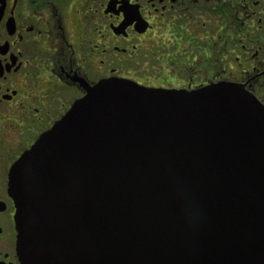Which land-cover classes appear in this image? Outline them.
<instances>
[{
    "label": "water",
    "instance_id": "1",
    "mask_svg": "<svg viewBox=\"0 0 264 264\" xmlns=\"http://www.w3.org/2000/svg\"><path fill=\"white\" fill-rule=\"evenodd\" d=\"M11 170L22 264H264V106L106 79Z\"/></svg>",
    "mask_w": 264,
    "mask_h": 264
},
{
    "label": "flooded vegetation",
    "instance_id": "2",
    "mask_svg": "<svg viewBox=\"0 0 264 264\" xmlns=\"http://www.w3.org/2000/svg\"><path fill=\"white\" fill-rule=\"evenodd\" d=\"M114 78L229 82L264 106V0H0V264H22L13 166Z\"/></svg>",
    "mask_w": 264,
    "mask_h": 264
}]
</instances>
